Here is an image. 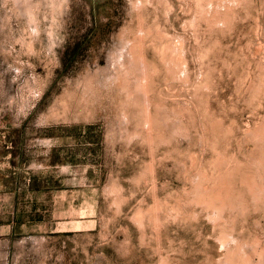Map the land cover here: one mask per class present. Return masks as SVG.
Masks as SVG:
<instances>
[{"label": "rangeland", "instance_id": "374dc122", "mask_svg": "<svg viewBox=\"0 0 264 264\" xmlns=\"http://www.w3.org/2000/svg\"><path fill=\"white\" fill-rule=\"evenodd\" d=\"M3 243L264 264V0H0Z\"/></svg>", "mask_w": 264, "mask_h": 264}, {"label": "crops", "instance_id": "0c3cea01", "mask_svg": "<svg viewBox=\"0 0 264 264\" xmlns=\"http://www.w3.org/2000/svg\"><path fill=\"white\" fill-rule=\"evenodd\" d=\"M2 245V246H1ZM6 244L3 243V244H0V256L3 255L2 257H5V253H6Z\"/></svg>", "mask_w": 264, "mask_h": 264}]
</instances>
